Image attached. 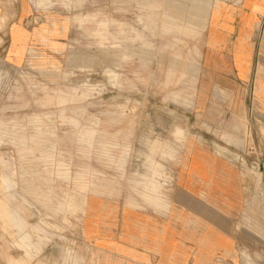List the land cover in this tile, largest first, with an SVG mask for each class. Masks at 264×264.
Masks as SVG:
<instances>
[{
	"label": "rangeland",
	"instance_id": "1",
	"mask_svg": "<svg viewBox=\"0 0 264 264\" xmlns=\"http://www.w3.org/2000/svg\"><path fill=\"white\" fill-rule=\"evenodd\" d=\"M24 4L34 39L16 43L20 64L0 27V264H84L91 205L160 203L227 212L235 253L213 264H264V0H0V11L16 18ZM235 45L250 54L241 80ZM198 151L231 187L193 206L180 187L185 169L208 176ZM194 224L176 228L192 251Z\"/></svg>",
	"mask_w": 264,
	"mask_h": 264
},
{
	"label": "crops",
	"instance_id": "2",
	"mask_svg": "<svg viewBox=\"0 0 264 264\" xmlns=\"http://www.w3.org/2000/svg\"><path fill=\"white\" fill-rule=\"evenodd\" d=\"M28 1L35 9L40 10L47 8L46 3L50 0ZM8 8L10 5L6 7L5 12L0 11V19L5 20L8 31L9 64L15 65L21 63L18 57L26 55L25 50L17 46L18 40H21L23 46V41L29 43L34 38L33 32L26 30L23 25V21L28 16V6L21 5L16 18L7 14ZM21 29L26 31L28 37L20 36ZM46 29L48 28L41 27L38 34L45 32ZM216 40L218 38L212 35L210 44L212 46L219 44ZM233 51L236 73L241 80L240 76H244L249 67L250 54L240 50L236 45ZM181 62L187 61L180 60ZM198 154L200 155L198 164L205 169L208 176L205 179L198 174L188 176V170L185 169L182 172L180 190L187 201L200 205V202L207 200L211 195L207 194L208 187L211 186L214 190L231 187V177L218 176L215 169L220 162L209 159L200 151ZM165 205H169L168 209ZM165 205L160 203L158 206H153L147 213L91 205L90 210L86 212L84 224L86 244L90 249L84 264H213L212 259L214 261L215 255L229 258L235 253L236 240L228 231L231 223L227 212L206 205L207 209L198 207L178 209L174 214L170 203ZM174 217L189 219L175 223ZM195 217L197 222L193 220ZM190 222H195L194 226L200 231L197 235L196 251L195 249L192 251L189 243L183 241H190L189 237L183 236L176 230L178 224L183 228Z\"/></svg>",
	"mask_w": 264,
	"mask_h": 264
},
{
	"label": "bare ground",
	"instance_id": "3",
	"mask_svg": "<svg viewBox=\"0 0 264 264\" xmlns=\"http://www.w3.org/2000/svg\"><path fill=\"white\" fill-rule=\"evenodd\" d=\"M3 21H4V19H0V27L3 26Z\"/></svg>",
	"mask_w": 264,
	"mask_h": 264
}]
</instances>
